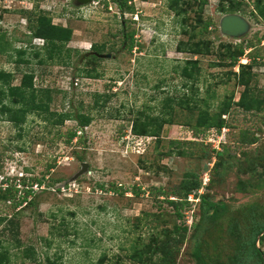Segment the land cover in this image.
<instances>
[{"label":"rangeland","instance_id":"374dc122","mask_svg":"<svg viewBox=\"0 0 264 264\" xmlns=\"http://www.w3.org/2000/svg\"><path fill=\"white\" fill-rule=\"evenodd\" d=\"M226 1L208 0L201 11L196 3L186 1L189 29L195 27L198 33L200 16L210 17L215 24L212 53L198 57L178 51L177 44L186 41L188 34L181 33L168 0H131L133 9L124 12L111 1L106 8L101 0L85 5L75 0H0V72L12 73L13 84H19L24 72L33 71L35 85L50 91L49 111H80L93 118L78 129L83 139L77 146L76 138L65 141L67 131L76 126L73 119L55 125L43 118L46 113H30L19 128L0 116V188L3 181L21 174L18 180L45 178V185L26 207L16 209L11 201L0 199V241L9 250L11 264H46L47 258L55 264H115L118 256L123 264H134L126 256L131 244L160 245L175 235L179 242L172 252L173 264H231L241 244L250 241L253 226H264V109L251 113L232 105L224 116L226 127L208 131L203 143H188L196 140L191 128L199 109L213 112L232 93L238 100L244 90L233 74L239 70L238 63L210 66L225 44L243 45L239 63L255 60L248 96L261 97L264 104V19L256 14L252 0H243L240 14L249 29L237 37L226 36L219 29L223 15L218 11ZM35 10L46 12L53 23L72 28L66 43L72 50L68 64H38L33 57L35 46L41 44L38 38L28 43L29 12ZM133 30L135 46L129 51L123 34ZM93 44L100 51L91 49ZM25 46L30 61L19 63L15 49ZM90 55L100 57L97 77L85 74L91 67H87ZM197 57L200 73L188 81L180 75L181 68L186 59ZM184 92L197 97L193 103L197 107L174 103V123L163 127L158 142L131 134L130 121L137 110L161 112L167 96ZM95 94L108 97L94 107ZM242 133L256 140L241 142ZM170 140L179 141V148L192 155L177 156L178 147ZM216 148H222L221 157H215ZM53 160L55 166L46 172ZM187 172L197 174L201 182L207 173L202 193L221 205L206 215L197 206L192 211L194 223L184 232L182 218L165 200L166 194L153 196L149 189L161 187L169 193ZM112 184L125 193L110 190ZM18 186L16 197L23 194ZM256 246L264 260V237L257 239ZM28 247L33 248L32 257L24 255Z\"/></svg>","mask_w":264,"mask_h":264},{"label":"trees","instance_id":"16d2710c","mask_svg":"<svg viewBox=\"0 0 264 264\" xmlns=\"http://www.w3.org/2000/svg\"><path fill=\"white\" fill-rule=\"evenodd\" d=\"M111 1L115 3L120 11L124 12L125 10H132L130 4L131 0H102V3L108 7V2ZM193 2L196 3L201 11L206 5L208 0H168V8L173 12L174 16L178 19L181 26V33L188 34V39L186 41H179L177 44L178 51L191 53L193 55H198V57H204L211 52L212 42L211 34L212 29L215 30V24L210 17L203 18L202 16L198 17L197 27L199 28L198 33H195V27L189 29V26L186 23V17L184 13L185 3ZM243 0H227L224 3H221L218 6V11L224 15L228 13H244L242 7ZM254 10L256 14L264 19V0H252ZM29 22L28 30L30 31V39L28 43H31L33 38H41L44 40L42 45L35 46L33 57L38 58V64H44L47 61H53L57 63H69L71 57V49L66 48V43L71 40L73 30L71 27L53 23L52 18L46 12L43 11H30L29 12ZM33 15V18L31 17ZM182 20H180V18ZM134 30L125 34V41L127 43L126 47L130 51L135 46V40L133 39ZM25 46L15 49L16 60L19 63H28L30 60L27 59ZM100 48L97 44H93V49L100 51ZM113 49V47H110ZM65 51V53H64ZM216 51V57L218 60L210 63V66L214 67H234L237 63L239 65L238 72H233L236 77L237 83L244 86V90L240 93L238 100H233V93L229 98L224 99L217 106L216 110L211 112L209 109H199L196 123L192 126L194 137L196 140H190V144H196V142L203 143L204 136L208 131L215 130L220 132L222 128L226 127V118L224 117L228 114L232 105H235L241 108L244 111L251 113H256L264 109L263 99L261 97H249L248 93L250 92L249 82L251 80L252 73L250 68L252 63L255 60L252 58L251 63L244 64L239 63L240 57L244 53V47L240 44L232 45L230 43L225 44L223 49ZM189 58L184 61V65L181 68L180 75H182L188 81H194L197 79V76L200 73V58ZM99 57L96 55H90L87 58V67L91 64V67L85 70V74L91 77H97L98 73L96 72V65L99 61ZM13 75L10 72H0V116L4 119L13 123L15 127H21L22 124L26 121L27 115L34 113L36 115H43L44 119H50L52 124L62 125L66 120L73 119L76 121V126L67 131V136L65 141L71 143L74 138H76L77 146L82 143L83 135L78 133L79 128L86 127L93 120L92 116L88 113L77 112H61L55 113L49 111V103L51 101L50 91L47 88H38L34 83L35 73L33 71H26L22 74L19 84H13L12 78ZM193 86V84H191ZM184 87L188 86L186 84ZM192 90V87H190ZM105 94H95L94 107L98 106L106 100ZM108 97V96H106ZM197 99L191 92L188 94L186 92L182 93L179 96H167L164 99V105L161 109V112L154 113L152 108L148 110L142 109L137 110L134 117L130 121V132L134 136L139 138H148L154 137L155 141L160 140V135L163 130V127L167 124H173L172 113L174 111L173 104L177 105H186L189 108L197 107L194 105V101ZM192 106H191V105ZM47 114L49 116H47ZM264 118V117H263ZM245 133H242L241 142H252L256 140L252 138L251 140L243 137ZM75 142V143H76ZM171 145H177L178 150L176 152L177 156L187 157L191 156L192 152L186 151L180 147V142L177 140H170ZM210 145V144H209ZM223 146L225 144H222ZM215 152V157H221L223 155L222 148L221 150L213 149ZM171 153V151L165 152ZM216 163V162H215ZM55 166V161L47 164L46 172H49ZM16 178V177H14ZM27 179V181H26ZM13 179L5 188H0V199L8 200L12 202V207L22 208L27 205L32 204L33 196L36 191L43 188L45 178L32 177L29 180L26 177H23L19 180L21 184V189L23 191L22 196H17L18 187L14 183ZM58 181V180H53ZM8 182V180L3 181ZM49 184V182H48ZM34 185L38 186L37 190L34 189ZM100 189L105 188L104 184H98ZM42 187V188H41ZM202 187V182L198 179V175L194 172L185 173V178L181 180L180 185L172 190L169 193H165L161 187H151L149 193L153 196L165 195V200L173 207L179 218H182V225L180 228L185 232L188 228L194 223H187V218L184 213L191 210H196L197 206L199 207V212H202V215L214 214L217 212L219 203H214L210 200L206 194L201 193L199 196V202L195 204L186 200L187 195L191 192H197L198 188ZM110 190L116 191L120 194L125 193V189L118 188L116 185H111ZM133 192L137 194L136 189H133ZM172 197V198H171ZM185 208V210H181ZM180 209V210H179ZM202 210V211H201ZM11 222V220H10ZM179 226L176 228L178 231ZM178 236V235H177ZM172 237V241L162 242L160 245L152 243H144L136 241L129 246V252L126 253V256L133 261L134 264H173L172 252L177 248L179 238ZM183 237V235H182ZM260 237H264V226L261 224L254 225L252 228L251 239L249 242H246L244 245L241 244L237 255L235 256L234 261L231 264H264L262 254L259 248L256 246V241ZM3 242L0 241V264H11V255L8 248L3 246ZM33 248L28 247L24 250L25 257L33 256ZM155 256V259H152ZM36 258L33 257V260ZM120 256L115 260V264H123L120 262ZM103 262V258L100 259V263ZM171 262V263H170ZM46 264H55L49 258H47Z\"/></svg>","mask_w":264,"mask_h":264},{"label":"water","instance_id":"95a60500","mask_svg":"<svg viewBox=\"0 0 264 264\" xmlns=\"http://www.w3.org/2000/svg\"><path fill=\"white\" fill-rule=\"evenodd\" d=\"M92 0H77L79 5H85ZM220 32L226 36L237 37L246 33L249 22L240 13L224 14L219 22Z\"/></svg>","mask_w":264,"mask_h":264},{"label":"built area","instance_id":"2783aa9c","mask_svg":"<svg viewBox=\"0 0 264 264\" xmlns=\"http://www.w3.org/2000/svg\"><path fill=\"white\" fill-rule=\"evenodd\" d=\"M100 0H97V3L99 2ZM101 2H102V0H101ZM39 40H41V44L40 45H42L43 43H44V40L43 39H41V38H38ZM23 175L21 174V175H19V177H22ZM19 177H17V178H19ZM16 178V179H17ZM20 180V179H19ZM19 180L17 179L16 180V186H18V185H20L21 186V184H20V182H19ZM208 174L207 173H205L204 174V176H203V180H202V187L201 188H199L198 190H197V192H191V193H189L188 195H187V198H186V200L187 201H189V202H191V203H193L194 204V206H195V204L196 203H198L199 202V196H200V194L202 193V189H203V187H205V185L207 184V182H208ZM9 182L10 181H8V182H4V184H2V186H3V188H5L8 184H9ZM19 187V186H18ZM193 208L191 209V210H189V211H187L186 212V218H187V223H189L190 224V222H192V214H193Z\"/></svg>","mask_w":264,"mask_h":264},{"label":"flooded vegetation","instance_id":"af4514ba","mask_svg":"<svg viewBox=\"0 0 264 264\" xmlns=\"http://www.w3.org/2000/svg\"><path fill=\"white\" fill-rule=\"evenodd\" d=\"M75 2H77V0H75ZM127 23H130L129 21H127ZM122 25L125 26V22L122 20ZM125 32H124V38H125ZM91 49H93V45H91ZM100 58V57H99Z\"/></svg>","mask_w":264,"mask_h":264}]
</instances>
